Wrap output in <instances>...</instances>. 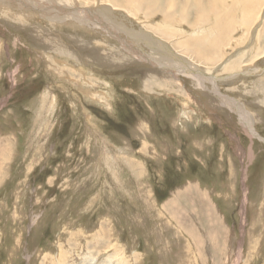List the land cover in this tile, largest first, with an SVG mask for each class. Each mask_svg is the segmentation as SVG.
Returning a JSON list of instances; mask_svg holds the SVG:
<instances>
[{
	"label": "rangeland",
	"instance_id": "374dc122",
	"mask_svg": "<svg viewBox=\"0 0 264 264\" xmlns=\"http://www.w3.org/2000/svg\"><path fill=\"white\" fill-rule=\"evenodd\" d=\"M99 1L114 9L106 30L0 7V264L93 255L97 263L116 255L112 264H264V56L238 60L252 30L264 49V0L252 12L260 27L246 30L242 0H214L215 9L230 6L227 37L210 30L212 0L156 8L138 0L134 15L125 0ZM117 23L133 31L170 23L157 33L178 52L184 41V60L233 62L237 76L218 73L220 91L201 87L130 52L149 49ZM221 38L211 56L210 41ZM216 91L249 110L254 134Z\"/></svg>",
	"mask_w": 264,
	"mask_h": 264
},
{
	"label": "bare ground",
	"instance_id": "6f19581e",
	"mask_svg": "<svg viewBox=\"0 0 264 264\" xmlns=\"http://www.w3.org/2000/svg\"><path fill=\"white\" fill-rule=\"evenodd\" d=\"M89 1L90 0L84 2V4L82 3L81 5H77L76 4L77 0H0V2H1L0 7L8 10L9 8L14 6L15 8L14 7L13 8L17 10V9H22L23 6H28V7H31L33 9L35 8V11L39 12L42 17H44L50 21L52 20V21H58V22H65V23H69L72 25L78 24L80 26H90L91 23H94L95 26L97 25V26L103 28L104 30H106V28L108 27V24L111 23L110 21H112V20H108V19L112 15H114V11H112L114 9L110 8L111 6H109V3L108 4L105 3L104 6H102V5H100L99 0L92 1L91 3ZM155 1L156 2H154V4L151 3V5H153L152 6L153 8H156L157 4L159 3L158 0H155ZM125 2L127 5H130V9L127 10L129 15H134L135 11H139V9L141 8L140 3L142 5L141 1L136 2V0H125ZM213 2H214V0H212L210 3V6H212L211 11H212V13H215L213 18H215V19L217 18V20H216L215 24L213 25V27H211V28L209 27V28H210L211 32H213V34L217 30L222 29V30H224V32H223V33H225L224 35L227 37L229 31H228V29H226V26L223 24V16H226L227 12L231 11L229 8L230 6L226 7V5H225V6H223V8L215 9V7H213ZM257 2H258V0L257 1L256 0H242L241 8H239V9L241 11V17H240V23H241L240 26L241 27L240 28H242L243 30L244 29L246 30L251 24L253 26L254 25L256 26V22H257L256 19H258V15L256 14L255 17H253L252 12L253 13L256 12L255 11L256 6H254V5ZM6 5H8V6H6ZM89 6H92V7H89ZM153 8L148 9V7H147L148 10L146 12L152 13ZM117 9H119V8H117ZM31 11H32V9H31ZM13 12H16V11H13ZM20 12H22V11L15 13L16 15H14L12 12H11V14H13L16 18H18L17 15ZM260 12H261V8H260ZM149 13H146V15L149 16L150 15ZM127 15H124L123 17L125 18V21H127L128 23H131L130 18H128ZM249 15H251V17H253L252 22H250L249 19H247V18H249ZM85 17L87 18L86 20L84 19ZM170 17H171V15H170ZM164 18H165V16H164ZM200 18L203 21L205 20V17L202 16V13L200 14ZM162 20H163V17H162ZM117 24H118V26L115 25V27L117 29H119V31H121V33L125 34L126 36L130 37L131 39L135 38V40L137 42H141L142 44H144L147 47V49H149V53H145L142 49L140 50V49H138V47L136 48V46H135L132 48V49H134V51H130V52H133L134 55H141L145 58H148L149 60H152L153 62H154V59L156 58V59H158V61L155 60L154 63L159 64L161 66H164L165 68L167 67V69L169 68L170 70L177 71L179 73H182V74L194 79L197 82V84L201 87H206L207 86L206 83H210L213 86V89L220 91V89H218V86H217L218 81H221L219 76L217 75L218 73H220V72L230 73V75L228 74L226 76L229 78H231V77L234 78L237 76V74L235 73L237 71V68H236L237 65H235L233 62H230V63L223 65V66L216 65V66L211 67V68H209V67L203 68L201 65V62H199V61H198L199 64H197L198 62H192V60L191 61L186 60V59L184 60L185 51L189 52V50H187L188 46H186V43L184 44V41H183V42H179V45L176 44V46H178V48H180V50L178 52V50L172 48V46H170L168 44L169 42L167 43L166 40H163L161 38V36L159 35V33H157V32H159V29L166 32V28L168 31H172V29H170L171 28L170 23L161 24V25H164V27H162V28L160 26L158 28V26L156 27V25H155L154 29H152L153 28L152 26L155 23H153L151 25V27L146 26V24L144 23L142 26L143 27L146 26V27L142 28V26L139 27V25H138L137 27H139V28L136 29V31H133L132 26L131 27L125 26L124 23H117ZM147 24H149V23H147ZM253 26H252V28H254ZM256 27L258 28V27H260V25H257ZM200 29L202 30V28H200ZM215 29H216V31H215ZM232 29H233V27H232ZM153 30H154V32H152ZM114 32H115V30H114ZM254 32H255V30L254 31L252 30V32L250 33L251 34L250 36L252 39L255 40L254 41V43H255L256 40L258 41L259 34L256 33L255 34L256 36H252V34H254ZM221 40H223V39L221 38L220 41ZM222 42L223 41L218 42L215 39L210 41L209 50L210 49H212V50L209 53L212 54L211 56L218 57L217 55H219L221 52L220 51V45ZM123 43L129 44V43H133V41H131V40L129 41L126 39V41L124 40ZM254 43L250 42L249 45H247L245 47L246 49L242 50V52L240 53V55L238 57V60L242 59V61H243L245 59L244 61L246 62V65L248 64V62L250 60L252 61L254 58L258 59V58L264 56V49L259 50L258 46H255V47L253 46ZM130 45L131 44H129L128 46H130ZM181 46H182V48H181ZM190 48L192 49L191 45H190ZM159 59H162L163 62ZM248 59H250V60H248ZM247 60H248V62H247ZM226 62H229V60L228 59L225 60L222 64H224ZM222 75H224V74H222ZM218 94H219V98L223 104H225L227 107H230L231 109L237 111V114L240 118V121L244 125L246 130L251 135L254 134V131H253L254 125H253V122L250 118V114L248 113L249 110H247L237 100L230 99L228 96L223 95V93L222 94L218 93ZM113 255H114V253H113ZM93 256H88V258H85L86 260H83L81 262V264H112L111 260L116 255H114V256L109 255L111 257L108 256V257H106V260L103 259L104 261L99 262V263H97L96 258ZM125 262L126 261H124V260L120 261V259H118L117 264H125Z\"/></svg>",
	"mask_w": 264,
	"mask_h": 264
}]
</instances>
